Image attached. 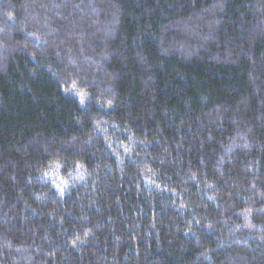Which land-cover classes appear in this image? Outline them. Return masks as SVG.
<instances>
[{
	"label": "trees",
	"instance_id": "16d2710c",
	"mask_svg": "<svg viewBox=\"0 0 264 264\" xmlns=\"http://www.w3.org/2000/svg\"><path fill=\"white\" fill-rule=\"evenodd\" d=\"M0 264H264V0H0Z\"/></svg>",
	"mask_w": 264,
	"mask_h": 264
},
{
	"label": "rangeland",
	"instance_id": "374dc122",
	"mask_svg": "<svg viewBox=\"0 0 264 264\" xmlns=\"http://www.w3.org/2000/svg\"><path fill=\"white\" fill-rule=\"evenodd\" d=\"M76 95H78L79 97L81 96V94L80 93H75Z\"/></svg>",
	"mask_w": 264,
	"mask_h": 264
}]
</instances>
